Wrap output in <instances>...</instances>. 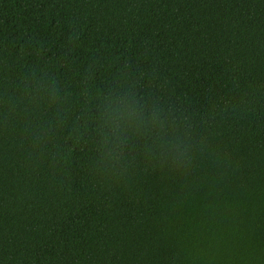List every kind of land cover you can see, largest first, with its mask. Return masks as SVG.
<instances>
[{
	"label": "trees",
	"instance_id": "1",
	"mask_svg": "<svg viewBox=\"0 0 264 264\" xmlns=\"http://www.w3.org/2000/svg\"><path fill=\"white\" fill-rule=\"evenodd\" d=\"M0 264H264V0H0Z\"/></svg>",
	"mask_w": 264,
	"mask_h": 264
}]
</instances>
